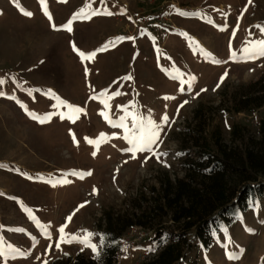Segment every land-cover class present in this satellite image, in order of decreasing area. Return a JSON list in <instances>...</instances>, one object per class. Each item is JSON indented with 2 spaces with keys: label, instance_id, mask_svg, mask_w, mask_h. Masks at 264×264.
Masks as SVG:
<instances>
[{
  "label": "rangeland",
  "instance_id": "1",
  "mask_svg": "<svg viewBox=\"0 0 264 264\" xmlns=\"http://www.w3.org/2000/svg\"><path fill=\"white\" fill-rule=\"evenodd\" d=\"M259 41L264 0H0V264L98 260L106 212L146 226L124 233L115 264L152 258L175 230L165 177L215 129L227 146L242 143L232 125L257 136L264 105L234 110L264 56L231 52ZM141 127L156 142L132 152L124 137ZM234 216L183 264H264V197ZM86 233L95 252L72 239Z\"/></svg>",
  "mask_w": 264,
  "mask_h": 264
},
{
  "label": "trees",
  "instance_id": "2",
  "mask_svg": "<svg viewBox=\"0 0 264 264\" xmlns=\"http://www.w3.org/2000/svg\"><path fill=\"white\" fill-rule=\"evenodd\" d=\"M250 89L238 101L235 113L248 112L250 109L241 105L250 100H259L255 109L263 107L264 78L252 83ZM248 134L244 127L232 125L231 138L242 143L227 146L215 129L214 142L203 138L195 155L182 162L181 178L171 181L165 177L158 194L160 207L170 215L175 230L159 234L164 238L163 247L142 264L186 263L198 246L209 247L211 234L219 226L229 224L236 211H246L249 203L258 196L264 197V116L259 121L257 136ZM101 221L102 250L98 260L78 254L52 264H115L124 233L138 226L146 228L140 222L107 212Z\"/></svg>",
  "mask_w": 264,
  "mask_h": 264
},
{
  "label": "snow or ice",
  "instance_id": "3",
  "mask_svg": "<svg viewBox=\"0 0 264 264\" xmlns=\"http://www.w3.org/2000/svg\"><path fill=\"white\" fill-rule=\"evenodd\" d=\"M43 2H44V0H41L42 4H43ZM101 3H103V0H101ZM26 14L29 15V16L31 15L30 12L26 13ZM70 24H71V21H69L68 26H64L67 31H71L72 30L71 27H70ZM73 46L75 47V45H73ZM241 52L244 53L245 55L238 56L235 51L231 52V58L247 60V59H255V58L259 57V56H264V41H259L258 42V46H253L252 48L245 47V48L241 49ZM80 54H81V57L83 58L84 57V53H80ZM93 55H94V53H93ZM85 71L87 73V69ZM0 83H3V81H0ZM181 83H183V81H181ZM181 90H183V89H181ZM3 94L4 93L0 92V95H3ZM64 106H66L68 108L74 107L72 105H67V104H65ZM76 111L79 112V111H82V109L76 108ZM64 118H65L64 116H61V119H64ZM125 119H126V117H124V116H122L120 118L119 126L125 127L124 126V120ZM164 119L166 120L167 118L165 117ZM109 123H112V121L109 120ZM136 123H137V117L133 116L134 127L136 126ZM125 130L127 131V129H125ZM124 138L126 140H129V144L132 146L130 148V151H132V152H148V151L152 150L150 145H152V144H154L156 142V133H155V131H152V132H150V133H148L146 135L145 132H144L143 127H141L140 134H139L138 138H136L135 140H130L127 135ZM88 142L92 143V141H90V140ZM93 154L95 155V153H93ZM0 167H3V165H0ZM71 175H77V173L74 171V172L71 173ZM59 232L61 234L64 233V227L63 226L59 229ZM93 235L94 234H92V233H86L84 238H81V237H78V236H73L72 239L75 242H79V243L87 245L88 247L92 248V250L95 252L97 250L96 249V245L91 243V237ZM64 239H65V237L63 235H61V240H64ZM57 247H59V244H57ZM9 251L14 253L17 250L12 248L11 246H9ZM3 255H4V250H3V248H0V258H2Z\"/></svg>",
  "mask_w": 264,
  "mask_h": 264
}]
</instances>
